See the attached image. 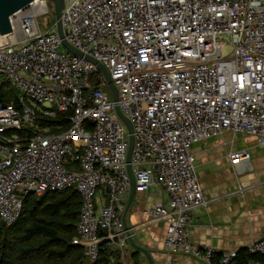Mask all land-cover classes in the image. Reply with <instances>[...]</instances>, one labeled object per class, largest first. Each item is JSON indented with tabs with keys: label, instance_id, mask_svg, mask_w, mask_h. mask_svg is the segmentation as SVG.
Segmentation results:
<instances>
[{
	"label": "built area",
	"instance_id": "built-area-1",
	"mask_svg": "<svg viewBox=\"0 0 264 264\" xmlns=\"http://www.w3.org/2000/svg\"><path fill=\"white\" fill-rule=\"evenodd\" d=\"M62 22L83 55L63 43L47 0L16 12L12 31L0 33V74L23 101L20 109L0 100V218L16 222L29 195L75 187L83 205L73 243L92 262L106 241L123 255L131 245L124 199L132 182L118 104L134 128L136 191L158 188L168 197L144 214L167 223L169 253L213 264L218 251L191 240L197 209L210 203L193 145L231 131L256 137L264 150V0H65ZM87 56L106 67L117 101ZM36 108L50 117L72 110L71 127L28 130ZM230 157L237 166L251 154ZM248 252L264 256V230ZM237 255L223 252L216 264H234Z\"/></svg>",
	"mask_w": 264,
	"mask_h": 264
},
{
	"label": "crops",
	"instance_id": "crops-1",
	"mask_svg": "<svg viewBox=\"0 0 264 264\" xmlns=\"http://www.w3.org/2000/svg\"><path fill=\"white\" fill-rule=\"evenodd\" d=\"M248 150V163L234 166L230 152ZM196 169L200 183L210 203L197 209L191 231V240L198 245H211L218 253L216 264L223 252L248 250L261 237L264 230V150L254 136L226 131L222 135L193 145ZM106 189L99 195V204L106 201ZM165 192L151 188L131 189L124 199L126 224L136 244L150 253L148 256L131 243L122 255L125 264H162L173 260L175 264H206L193 257L169 253L165 246L167 223L152 222L144 211L157 202L167 203Z\"/></svg>",
	"mask_w": 264,
	"mask_h": 264
},
{
	"label": "trees",
	"instance_id": "trees-1",
	"mask_svg": "<svg viewBox=\"0 0 264 264\" xmlns=\"http://www.w3.org/2000/svg\"><path fill=\"white\" fill-rule=\"evenodd\" d=\"M0 100L23 107L21 92L0 74ZM35 122L28 130L37 129L58 134L71 127L73 111H57L53 117L36 108ZM83 200L75 187L61 193L29 195L24 201L22 217L12 224L0 218V264H125L120 248L103 243L96 261H89L83 247L75 245ZM264 261L262 255L248 250L238 251L234 264H248L250 260ZM135 264H141L137 261Z\"/></svg>",
	"mask_w": 264,
	"mask_h": 264
},
{
	"label": "water",
	"instance_id": "water-1",
	"mask_svg": "<svg viewBox=\"0 0 264 264\" xmlns=\"http://www.w3.org/2000/svg\"><path fill=\"white\" fill-rule=\"evenodd\" d=\"M33 1L34 0H0V33L7 34L11 32L12 31L11 16L14 15L16 12L20 11L21 9L25 8L26 6H28ZM47 3L49 6V9L53 10L55 13L56 22H57V30H58L60 37L63 39V43L72 52L79 54V55H83L82 51L73 47L65 39V32H64L63 22H62V11L65 7V0H47ZM87 57L93 62L98 63L99 66L102 68L109 83L111 84L112 89L114 90V101H117L118 100V89L116 85L113 83V80L108 70L106 69V67L102 63H99L95 58L91 56H87ZM116 110L121 116V118L124 120V122L126 123L128 131H129V135H130V146H129L128 153H127V162H128V170H129L131 182H132V186H131V199H132L136 193V181H135V176H134L132 165H131L132 155H133V151L135 147L134 128H133L132 122L124 115V113L121 111L120 106L118 104H116ZM127 212H128V208L125 211V217H124L125 224H126V213ZM126 227L128 228L127 224H126ZM131 243L133 244V246L143 251L148 256L149 260L152 262V258L148 250L136 244L132 236H131Z\"/></svg>",
	"mask_w": 264,
	"mask_h": 264
},
{
	"label": "rangeland",
	"instance_id": "rangeland-1",
	"mask_svg": "<svg viewBox=\"0 0 264 264\" xmlns=\"http://www.w3.org/2000/svg\"><path fill=\"white\" fill-rule=\"evenodd\" d=\"M229 50V49H228ZM107 92L110 94V95H113V90L112 89H108ZM90 261V260H89Z\"/></svg>",
	"mask_w": 264,
	"mask_h": 264
}]
</instances>
